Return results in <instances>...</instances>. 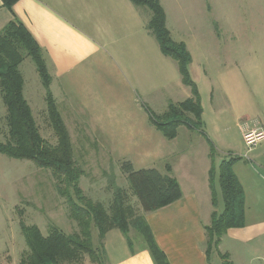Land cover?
I'll use <instances>...</instances> for the list:
<instances>
[{"label": "crops", "instance_id": "obj_1", "mask_svg": "<svg viewBox=\"0 0 264 264\" xmlns=\"http://www.w3.org/2000/svg\"><path fill=\"white\" fill-rule=\"evenodd\" d=\"M12 19L26 28L42 51L51 79L49 92L63 122L88 127L100 141H134L140 151L135 159L142 165L139 169H147L143 165L156 161L161 165L158 171L178 183L182 194L179 200L150 213H143L138 202L136 206L168 264H264V152L255 150L251 159L244 161L240 155L232 157H239L232 170L243 191V226L227 229L209 254L205 229L212 213H221L214 183L222 161L216 162L211 140L203 126L202 131L179 126L188 133L197 131L208 144L203 159H191L175 150V159L163 164V152H151L150 127L158 130L150 121V106L144 100L151 90L152 36L145 29L149 11H140L129 0H18L11 11L0 1V31ZM155 58L159 59L157 53ZM21 76L28 104L26 78L22 73ZM28 80L31 99L45 104L46 91L37 71L30 69ZM257 128H247L242 135ZM155 139L162 141L157 136ZM127 161L135 164L134 160ZM211 168L214 174L210 179ZM138 235L132 230L127 237L117 229L108 231L103 239V264H155ZM9 261L2 262L0 258V264L20 262L10 255Z\"/></svg>", "mask_w": 264, "mask_h": 264}, {"label": "rangeland", "instance_id": "obj_2", "mask_svg": "<svg viewBox=\"0 0 264 264\" xmlns=\"http://www.w3.org/2000/svg\"><path fill=\"white\" fill-rule=\"evenodd\" d=\"M159 1L171 38L184 43L190 54L189 74L199 94L203 129L218 157L216 162L237 155L242 161L250 160L251 152H264V141L248 149L242 140V132L247 128L258 127L257 130L264 133V0ZM139 10L148 12L147 8ZM150 43L151 90L144 100L150 106L153 117L158 118L165 112L169 102H182L191 96V92L182 84L175 61L160 55L153 37ZM155 53L159 59L155 58ZM157 63L160 64L157 66ZM30 69H33V73L36 71L32 60L25 57L19 66L26 78L25 98L31 106L42 138L53 145L56 139L48 123L44 101L41 104L34 103L28 94ZM5 115L0 97L1 142L7 137ZM64 123L69 131L74 161L83 171L79 187L84 195L107 207L112 198L109 188L111 179L130 195L121 163L134 160L133 168H141L139 166L142 165L135 162L140 151L134 146V141H117L116 138L108 142L105 139L100 141L98 136L91 135L88 127L67 120ZM150 129L152 132L148 144L152 154L158 150L163 152V164H170L175 159V150L191 159L201 160L209 149L197 131L188 133L184 127H179L176 138L166 140L159 131L153 127ZM156 136L163 142H158ZM143 166L158 170L161 165L153 161ZM214 190L217 191L216 204L218 202L220 206L221 203V212L217 177ZM130 202L137 212V199L130 195ZM68 215L69 207L66 200L56 193L49 170L40 169L26 160L0 154L2 262H10L9 255L18 261L27 250L18 225L20 216L25 225H35L45 235L50 225L66 234L77 230ZM91 237L93 243H97V232L93 226ZM88 263V258L84 256L81 264Z\"/></svg>", "mask_w": 264, "mask_h": 264}, {"label": "trees", "instance_id": "obj_3", "mask_svg": "<svg viewBox=\"0 0 264 264\" xmlns=\"http://www.w3.org/2000/svg\"><path fill=\"white\" fill-rule=\"evenodd\" d=\"M2 6L11 11L18 0H0ZM137 8H147L150 19L145 29L158 44L160 52L177 64L181 82L188 87L191 96L182 102L168 103L158 118L149 112L152 125L167 140L176 137L177 128L185 126L202 131V108L195 83L189 74L191 57L184 43L175 42L166 28L165 13L159 0H129ZM29 57L46 91L45 110L49 126L55 136V144L42 138L31 109L23 97V80L19 65ZM50 76L38 44L15 19L0 31V97L5 107L7 137L0 141V154L13 159L32 162L36 167L49 170L54 180L56 193L66 200L69 219L76 226L74 232L66 234L50 225L43 235L37 226L25 225L22 216L18 220L20 232L26 245V252L19 264H81L84 256L92 263L103 264L106 257L103 239L112 229L119 230L125 237L135 231L145 241L155 264H168L164 254L157 247L142 215L130 203L126 191L109 181L112 198L106 207L86 197L79 187L83 171L76 165L68 130L49 92ZM213 151V149L211 148ZM213 154V152H212ZM239 157L222 160L218 166V184L222 198L221 213L213 212L210 225L206 227L209 254L216 248L221 236L229 228L243 226V191L236 179L232 165ZM121 170L126 175L131 194L137 199L143 213L157 211L182 196L176 180L160 173L157 169L136 170L129 161H122ZM169 166L166 172L169 173ZM214 169L209 171L210 179ZM213 201L214 198H213ZM97 232V245H93L91 227ZM130 245V242L128 241Z\"/></svg>", "mask_w": 264, "mask_h": 264}, {"label": "built area", "instance_id": "obj_4", "mask_svg": "<svg viewBox=\"0 0 264 264\" xmlns=\"http://www.w3.org/2000/svg\"><path fill=\"white\" fill-rule=\"evenodd\" d=\"M242 140L245 146L249 149L264 140V133L261 130L245 132L242 135Z\"/></svg>", "mask_w": 264, "mask_h": 264}]
</instances>
